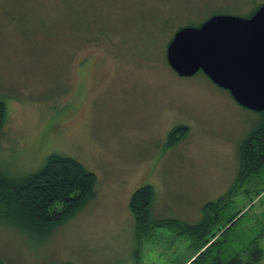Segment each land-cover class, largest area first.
<instances>
[{
  "label": "rangeland",
  "instance_id": "1",
  "mask_svg": "<svg viewBox=\"0 0 264 264\" xmlns=\"http://www.w3.org/2000/svg\"><path fill=\"white\" fill-rule=\"evenodd\" d=\"M264 0H0V170L13 180L52 155L96 175L97 196L43 236L0 220L4 264H135L130 200L155 190V219L197 223L231 189L242 141L263 123L203 72L168 65L175 32L213 14L247 17ZM179 125L188 134L166 148ZM126 195L129 202L123 200ZM243 211L225 237L235 250L264 249V174L231 196ZM188 241L171 231L146 244L139 264H173ZM259 264H264V257Z\"/></svg>",
  "mask_w": 264,
  "mask_h": 264
},
{
  "label": "trees",
  "instance_id": "2",
  "mask_svg": "<svg viewBox=\"0 0 264 264\" xmlns=\"http://www.w3.org/2000/svg\"><path fill=\"white\" fill-rule=\"evenodd\" d=\"M219 14L224 12L213 16ZM7 111L6 104L0 102V132L7 121ZM188 132V126H176L168 136L166 148L176 146ZM239 156V170L231 189L217 201L206 203L197 223L153 218L154 188L147 185L136 191L129 204L135 222V264H139L146 244L154 241L158 232L167 231L174 233V239L182 237L188 241V256L173 264H259L262 261L264 249L257 242L247 250L238 251L225 237L244 215H241L243 211L228 214L231 196L264 174V121L242 141ZM95 183L96 175L83 164L59 155L50 156L40 170L21 179L8 178L0 170V220L45 236L69 221L94 198ZM0 264L4 263L0 261Z\"/></svg>",
  "mask_w": 264,
  "mask_h": 264
},
{
  "label": "water",
  "instance_id": "3",
  "mask_svg": "<svg viewBox=\"0 0 264 264\" xmlns=\"http://www.w3.org/2000/svg\"><path fill=\"white\" fill-rule=\"evenodd\" d=\"M166 59L178 76L201 71L237 104L264 115V4L249 17L219 14L178 29Z\"/></svg>",
  "mask_w": 264,
  "mask_h": 264
},
{
  "label": "crops",
  "instance_id": "4",
  "mask_svg": "<svg viewBox=\"0 0 264 264\" xmlns=\"http://www.w3.org/2000/svg\"><path fill=\"white\" fill-rule=\"evenodd\" d=\"M96 196H97V190H95V196H94L93 199H95ZM128 196H129V195H126L125 198H124V200H123V208L125 207L124 204H125L126 200H127V202H129V200H130V197H128ZM93 199H92V200H93Z\"/></svg>",
  "mask_w": 264,
  "mask_h": 264
}]
</instances>
